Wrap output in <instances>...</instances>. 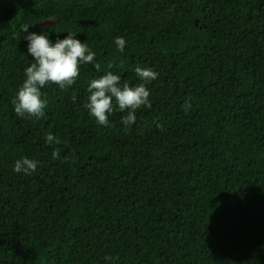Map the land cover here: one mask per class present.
<instances>
[{"label":"trees","instance_id":"obj_1","mask_svg":"<svg viewBox=\"0 0 264 264\" xmlns=\"http://www.w3.org/2000/svg\"><path fill=\"white\" fill-rule=\"evenodd\" d=\"M25 24L95 52L40 119L12 104ZM137 66L151 108L99 125L89 83ZM0 264H264V0H0Z\"/></svg>","mask_w":264,"mask_h":264},{"label":"clouds","instance_id":"obj_2","mask_svg":"<svg viewBox=\"0 0 264 264\" xmlns=\"http://www.w3.org/2000/svg\"><path fill=\"white\" fill-rule=\"evenodd\" d=\"M27 24L21 29L27 35L24 37L26 44V54L35 61L25 69V79L12 99L14 112L20 117H35L40 119L45 115L48 100L42 92V88L49 83L58 85L65 89L74 84L80 74V65L92 63L95 52L86 43H83L71 32L62 39L55 42L49 36L37 31H30ZM117 48L123 52L126 40L124 37L115 39ZM95 67L99 69V65ZM109 69L113 67L108 65ZM135 73L142 81L141 83L130 85L122 82L118 74L107 71L98 78L92 79L88 85V101L84 107L89 111L101 126H109V116L115 109L123 112L127 110V115L121 118L122 124L127 131L136 122V111L141 107L151 108L149 100L150 91L147 84L155 80L159 73L149 67L135 68ZM74 99V98H73ZM59 143V140L49 132L45 143ZM59 151H53V158H58ZM38 161L27 156L15 162L14 171L31 175L37 168ZM111 259V257H106Z\"/></svg>","mask_w":264,"mask_h":264},{"label":"rangeland","instance_id":"obj_3","mask_svg":"<svg viewBox=\"0 0 264 264\" xmlns=\"http://www.w3.org/2000/svg\"><path fill=\"white\" fill-rule=\"evenodd\" d=\"M53 20L52 19H50V20H47L46 22H44V23H51Z\"/></svg>","mask_w":264,"mask_h":264}]
</instances>
